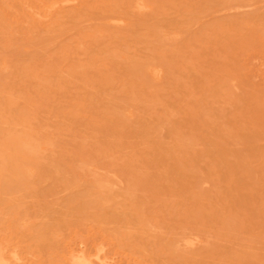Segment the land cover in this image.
I'll list each match as a JSON object with an SVG mask.
<instances>
[{
  "label": "rangeland",
  "instance_id": "1",
  "mask_svg": "<svg viewBox=\"0 0 264 264\" xmlns=\"http://www.w3.org/2000/svg\"><path fill=\"white\" fill-rule=\"evenodd\" d=\"M0 171V264H264V0H0Z\"/></svg>",
  "mask_w": 264,
  "mask_h": 264
},
{
  "label": "bare ground",
  "instance_id": "2",
  "mask_svg": "<svg viewBox=\"0 0 264 264\" xmlns=\"http://www.w3.org/2000/svg\"><path fill=\"white\" fill-rule=\"evenodd\" d=\"M138 7V6H137ZM10 138V137H9ZM14 138V137H13ZM19 138H20V136H19ZM25 138V137H24ZM11 139V138H10ZM17 140H19V139H17V137H16V141ZM13 141H14V143H15V138L13 139ZM13 141H10V142H12V144H10V145H12L13 146ZM8 143V145H9V143L10 142H8V141H5V143ZM18 143H20V141H17ZM17 142H16V144H17ZM26 143V142H25ZM22 146H23V144H22ZM10 147V146H9ZM18 147H20L18 144H17V146H16V148H18ZM15 148V147H14ZM21 148H23V147H20V148H18V150L20 149L21 150ZM10 149V148H9ZM11 149H13V148H11ZM15 150V149H14ZM17 150V151H18ZM20 152V151H19ZM16 160V159H15ZM4 170H5V168H4ZM8 170V169H7ZM10 171V170H9ZM0 172H4V171H0ZM99 247V246H98ZM96 248V247H95ZM96 251V250H95ZM79 261V260H78ZM75 262V261H74ZM80 262V261H79ZM76 263V262H75ZM2 264V263H1ZM76 264H78V263H76Z\"/></svg>",
  "mask_w": 264,
  "mask_h": 264
}]
</instances>
